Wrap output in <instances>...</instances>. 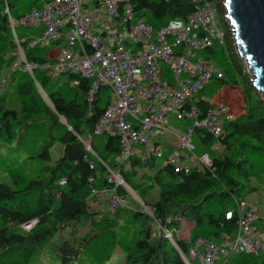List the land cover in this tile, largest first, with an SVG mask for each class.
<instances>
[{"label":"trees","instance_id":"obj_1","mask_svg":"<svg viewBox=\"0 0 264 264\" xmlns=\"http://www.w3.org/2000/svg\"><path fill=\"white\" fill-rule=\"evenodd\" d=\"M51 1L0 0V145L23 155L21 164L6 169L9 184L0 182V264H29L44 246L56 254L59 264H106L116 248L125 253L124 264H186L183 257L199 238L219 243L223 234L234 236L237 203L264 191V99L236 53L223 0L207 1L216 8L224 40L200 56L221 70L223 77L214 79L219 88L240 89L243 112L234 117L219 103L232 119L224 121L217 139L204 129L192 130L194 154L208 153L211 167L193 165L176 172L161 164L152 175L145 172L156 166L151 150L145 160L141 155L120 162L119 137L94 135L111 91L101 87L89 104V80L64 70L51 75L43 68L52 63L46 54L64 46L62 41L30 48L29 42L43 28L10 27V19L19 20ZM125 4L132 6L134 19L153 30L175 18L184 20L195 10L193 0H122L119 9ZM16 40L25 59L39 65L31 74L21 69L22 64L13 68ZM211 91L207 99L199 93L190 102L201 117L215 106L219 89ZM216 140L222 145L219 151L211 149ZM53 151L60 153L58 158ZM4 166L0 163V170ZM108 170L123 178L126 186H118L117 194L132 200L134 207L111 212L105 202L90 196L92 189L113 187ZM227 212L233 214L230 219ZM32 221L35 226L25 231L22 226ZM184 221L192 226L186 239L178 235ZM160 226L172 233L176 246L164 238ZM219 264H264V249L232 254Z\"/></svg>","mask_w":264,"mask_h":264},{"label":"built area","instance_id":"obj_2","mask_svg":"<svg viewBox=\"0 0 264 264\" xmlns=\"http://www.w3.org/2000/svg\"><path fill=\"white\" fill-rule=\"evenodd\" d=\"M122 0H52L42 9H34L19 20L10 19V27H43L40 35L29 42V47L46 46L62 41L59 54L43 68L58 75L62 70L74 72L89 80L87 101L92 104L101 87L111 91V100L94 130V135L117 136L120 139L119 161L131 156L148 158L133 145L148 146L150 135L163 128L171 114L177 120H189L183 135L173 133L179 149L172 151L163 165L176 172L188 170L189 162L209 168L208 153L197 157L192 142V130L204 129L214 138L223 130L224 121L232 119L223 104H217L201 117L190 102L196 100L203 87L211 80L221 79V70L199 54L224 40L216 8L207 0H193L195 10L186 19L175 18L158 30L141 19H134L132 6ZM13 68L22 64V70L32 73L39 67L28 62L19 47ZM203 99V98H201ZM137 103H142L138 105ZM222 148L216 140L213 151ZM87 150L90 151L89 146ZM151 153L162 157V147L156 144ZM92 168V167H91ZM92 181V178L89 180ZM108 181L113 187L92 189L90 196L98 203L105 202L110 211L122 208L125 198L117 194L118 186H126L123 178L108 170ZM62 180L60 184H64ZM142 207L147 210L146 207ZM233 216L226 213V219ZM237 230L234 236L223 234L219 243L199 238L184 258L186 264H219L232 254H258L264 249L257 222L264 226V214L257 206L244 201L236 207ZM36 222L22 226L31 230ZM164 238L176 246L172 233L161 227Z\"/></svg>","mask_w":264,"mask_h":264},{"label":"rangeland","instance_id":"obj_3","mask_svg":"<svg viewBox=\"0 0 264 264\" xmlns=\"http://www.w3.org/2000/svg\"><path fill=\"white\" fill-rule=\"evenodd\" d=\"M20 27L24 28L23 26ZM17 31H19V28H17ZM245 69L247 71V68ZM214 83L216 84V80L213 79L203 87V91L200 92L201 97L207 99L208 95L212 92L211 91L212 87L215 90L219 89V91L217 92L216 96L213 99L214 105L216 106L219 103L226 104L230 112L234 115V117L241 114L244 109V100L241 97L240 89L234 87L219 88L218 85L217 84L215 85ZM137 104L142 105V103H137ZM190 124L191 123L188 121L177 120L171 114H169L166 120L163 122V128L157 129L153 134L150 135V143L148 146L142 147L138 145H133V147L137 148L138 150L144 153L150 151L151 148L156 144H160L162 147V157L156 159V166L147 168L145 170L147 174L150 175L154 174L155 170L159 168L161 164L164 163V160L167 158V156L172 151L179 149L178 140L173 135V133L178 135H183ZM192 142L193 144L196 145L194 138L192 139ZM197 153L200 154L199 151ZM52 154L54 158H58L60 155V153H57L56 151H53ZM198 154H196L197 157L200 156ZM22 159H23V155L20 152H18L16 148L9 147L7 145L5 146L0 145V163L5 164V166L0 170V182L9 184V182L7 181L6 169L13 170L15 167L18 166V164H21ZM187 165L188 166L198 165L201 167L199 163H195V162H189L187 163ZM126 188H128V191L134 197L137 204L139 206H142V202L139 200V198L133 192V190H131L129 187ZM244 202L259 207L262 213L264 214V191L257 194H253L248 198L247 202L246 201ZM127 206L134 207V202H132V200L128 198H125V205L123 207H127ZM256 225L260 232V239L262 241V244L264 245V226L261 224L260 221H258ZM191 227H192L191 224H189L187 221H184L182 224V229L178 234L179 237L185 239L188 238ZM124 262H125V253L122 250L116 248L112 257L106 264H124ZM29 264H59V260L56 254L50 249V247L44 246L42 249H39L37 253L31 258ZM194 264H199V260L196 259Z\"/></svg>","mask_w":264,"mask_h":264},{"label":"water","instance_id":"obj_4","mask_svg":"<svg viewBox=\"0 0 264 264\" xmlns=\"http://www.w3.org/2000/svg\"><path fill=\"white\" fill-rule=\"evenodd\" d=\"M222 4L236 53L264 99V0H223Z\"/></svg>","mask_w":264,"mask_h":264},{"label":"crops","instance_id":"obj_5","mask_svg":"<svg viewBox=\"0 0 264 264\" xmlns=\"http://www.w3.org/2000/svg\"><path fill=\"white\" fill-rule=\"evenodd\" d=\"M40 28H43L40 26ZM39 28V29H40ZM40 32V31H39ZM59 54V47H56V48H53L51 49L47 54H46V57L48 59H54L55 57H57ZM160 145V144H159ZM161 146V145H160Z\"/></svg>","mask_w":264,"mask_h":264}]
</instances>
